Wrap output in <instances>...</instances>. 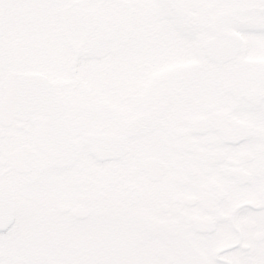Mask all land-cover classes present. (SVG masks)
Masks as SVG:
<instances>
[{
	"label": "snow or ice",
	"instance_id": "1",
	"mask_svg": "<svg viewBox=\"0 0 264 264\" xmlns=\"http://www.w3.org/2000/svg\"><path fill=\"white\" fill-rule=\"evenodd\" d=\"M0 264H264V0H0Z\"/></svg>",
	"mask_w": 264,
	"mask_h": 264
}]
</instances>
